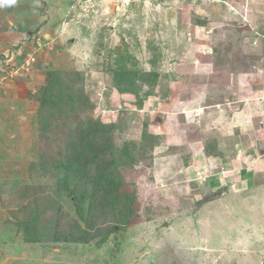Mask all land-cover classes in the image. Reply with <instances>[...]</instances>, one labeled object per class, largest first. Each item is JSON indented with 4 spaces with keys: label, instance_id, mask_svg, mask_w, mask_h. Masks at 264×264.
Wrapping results in <instances>:
<instances>
[{
    "label": "rangeland",
    "instance_id": "obj_1",
    "mask_svg": "<svg viewBox=\"0 0 264 264\" xmlns=\"http://www.w3.org/2000/svg\"><path fill=\"white\" fill-rule=\"evenodd\" d=\"M78 1L59 40L56 0H0V264H264V139L197 157L246 116L239 145L264 137V38L224 9Z\"/></svg>",
    "mask_w": 264,
    "mask_h": 264
},
{
    "label": "crops",
    "instance_id": "obj_2",
    "mask_svg": "<svg viewBox=\"0 0 264 264\" xmlns=\"http://www.w3.org/2000/svg\"><path fill=\"white\" fill-rule=\"evenodd\" d=\"M76 1L77 0H56V5L58 7L56 10V36L60 37V38H58L59 40H63L62 36L65 35L67 32H69L68 26L66 27V24L70 23V21L67 20L70 17L69 16L70 14H68V13H70V8L72 6H75L74 4H76ZM82 2H85L84 5H88V7H89V5L93 2V0H82ZM178 2L180 4L179 6L185 5V7L188 9L189 8L190 9L196 8L198 14H201L203 16L205 15V13H207L206 9H209L210 12H214V13L224 9L225 11L222 12L224 14L223 16L226 17L228 20H232L233 18H235V19L237 18V20L239 21L238 23H240V25H243L240 27H242L244 29L243 31L245 33L250 34L248 31H251V32H254L255 34H259V36L256 35V36H258L259 40L264 38V0H227V1H224V3H223V0H177V3ZM145 3H146V0H145ZM170 7L167 6V8L165 7L163 9L159 5L157 7V9L165 12V10H168V9L170 11L171 10ZM159 13L157 11L158 15H159ZM226 18L224 20H226ZM232 22H234V21H232ZM229 23H230V21H229ZM229 23L225 22V24H229ZM245 23H247V24H245ZM215 25H220V23L215 24ZM221 25H223V26H218L219 32L224 31V34L227 33V36L229 37V34H230L229 30H226L224 28V23H221ZM209 30L210 29H207L205 26L199 25L197 27V37L199 39H203L206 42V38H208V35L206 33ZM222 40H224V39H222ZM229 106H231V102L229 103ZM229 109H230V111H233V112L236 111V109H234V110H232L231 108H229ZM221 111L227 112L229 110H226V109L222 110L221 109ZM248 119H247V116L244 117L243 120L241 119V122L243 123L241 125V128H242L241 130L238 129L237 123L234 124L230 121L233 124V126H231L230 123L227 121L229 126L227 128H223V129L218 130L219 133H215L216 131H213L212 134L209 133V137H208V133H206L207 135H205V137L203 136V141H204V139H206L207 141L211 142L212 140L215 139L216 152L213 151V155L209 154L208 153L209 151L207 150L206 144L203 143L204 148H203L202 152L199 151V155L197 154V157L205 158L207 156L208 158H210L211 156H213L215 158V160H214L215 162H214V164H211V165H215L213 167L214 169L217 166H218V168L221 169L223 167L222 166L223 163L222 162L217 163V159H216L219 156H221L223 158L224 157L229 158L231 160L236 159L235 161H237L238 157L241 159H246L248 156H251V155H252L251 157H253V155L255 153L260 154L261 153L260 149L258 147L253 146V144L255 142L263 141L264 137L258 138L257 140L250 141V144L252 146H250L248 148L246 146L243 147L242 145H239L243 141V140H239L240 139L239 135L243 136L245 133L250 134L252 131V128L250 129V125H249L251 121H249ZM219 121L220 122L217 123L218 125L219 124L221 125V123H225L224 120H222V121L219 120ZM245 122H248V123H245ZM207 129H208V131H211L209 128H207ZM237 130H239V131H237ZM215 143L212 145L215 146ZM232 144H234V145H232ZM209 163H211L210 160H209ZM219 163H222V164H219ZM204 164L205 163H202L201 164L202 166L198 167L197 173L201 170H205ZM226 168H227V170L230 169L229 167H226ZM209 169L214 170V169H212V166H210ZM214 180H216L215 183H217L218 187L220 186V189H224L225 187L231 186V185L225 186V185L219 183L218 182L219 180H217V179H214ZM227 190H228V188H227Z\"/></svg>",
    "mask_w": 264,
    "mask_h": 264
},
{
    "label": "clouds",
    "instance_id": "obj_3",
    "mask_svg": "<svg viewBox=\"0 0 264 264\" xmlns=\"http://www.w3.org/2000/svg\"><path fill=\"white\" fill-rule=\"evenodd\" d=\"M36 42H37V41H36ZM36 42H35V43H36ZM27 55H28V53L26 54V56H27ZM5 56H7V55H5ZM9 58H10V59H12V58H13V56H12V57H9ZM9 58L7 57V61H6V62H9V63H11L12 61H11V60L9 61ZM12 60H13V59H12Z\"/></svg>",
    "mask_w": 264,
    "mask_h": 264
},
{
    "label": "trees",
    "instance_id": "obj_4",
    "mask_svg": "<svg viewBox=\"0 0 264 264\" xmlns=\"http://www.w3.org/2000/svg\"><path fill=\"white\" fill-rule=\"evenodd\" d=\"M184 151H185V150H184ZM185 152H186V151H185ZM227 188H228V187H225V188H224V191H227Z\"/></svg>",
    "mask_w": 264,
    "mask_h": 264
},
{
    "label": "bare ground",
    "instance_id": "obj_5",
    "mask_svg": "<svg viewBox=\"0 0 264 264\" xmlns=\"http://www.w3.org/2000/svg\"><path fill=\"white\" fill-rule=\"evenodd\" d=\"M128 1H129V0H126L125 3L128 2Z\"/></svg>",
    "mask_w": 264,
    "mask_h": 264
},
{
    "label": "built area",
    "instance_id": "obj_6",
    "mask_svg": "<svg viewBox=\"0 0 264 264\" xmlns=\"http://www.w3.org/2000/svg\"><path fill=\"white\" fill-rule=\"evenodd\" d=\"M124 1H126V0H124ZM39 42V41H38ZM37 42V44L39 45V43Z\"/></svg>",
    "mask_w": 264,
    "mask_h": 264
}]
</instances>
